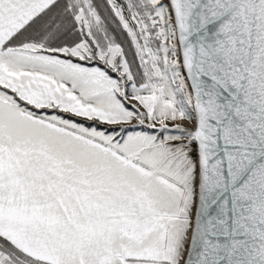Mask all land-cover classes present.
I'll return each mask as SVG.
<instances>
[{
    "label": "snow or ice",
    "instance_id": "snow-or-ice-1",
    "mask_svg": "<svg viewBox=\"0 0 264 264\" xmlns=\"http://www.w3.org/2000/svg\"><path fill=\"white\" fill-rule=\"evenodd\" d=\"M0 264H264V0H0Z\"/></svg>",
    "mask_w": 264,
    "mask_h": 264
}]
</instances>
